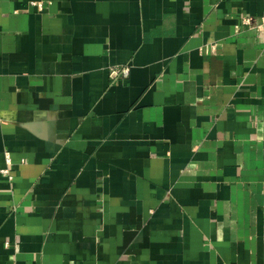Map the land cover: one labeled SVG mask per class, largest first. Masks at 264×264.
<instances>
[{"label":"crops","instance_id":"obj_1","mask_svg":"<svg viewBox=\"0 0 264 264\" xmlns=\"http://www.w3.org/2000/svg\"><path fill=\"white\" fill-rule=\"evenodd\" d=\"M263 15L0 0V264H264Z\"/></svg>","mask_w":264,"mask_h":264},{"label":"built area","instance_id":"obj_2","mask_svg":"<svg viewBox=\"0 0 264 264\" xmlns=\"http://www.w3.org/2000/svg\"><path fill=\"white\" fill-rule=\"evenodd\" d=\"M35 4H37V5L40 6L41 8H42V6H43L41 2H36ZM244 22L247 23V24H249V23H250V18H249V17L245 18V19H244ZM262 25H264V15L261 17V22L259 23V26H262ZM122 72H123L125 75H127V74H128V68H124V69L122 70ZM8 158H9V162H10V157H8ZM5 171H6V172H9L10 170H9V168H8V169H5Z\"/></svg>","mask_w":264,"mask_h":264}]
</instances>
